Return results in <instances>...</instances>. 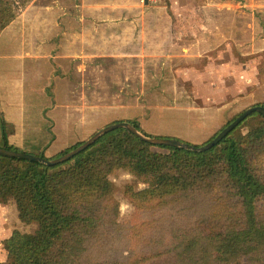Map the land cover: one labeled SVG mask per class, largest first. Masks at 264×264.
I'll return each mask as SVG.
<instances>
[{
	"label": "rangeland",
	"instance_id": "1",
	"mask_svg": "<svg viewBox=\"0 0 264 264\" xmlns=\"http://www.w3.org/2000/svg\"><path fill=\"white\" fill-rule=\"evenodd\" d=\"M262 2L32 0L0 32V147L49 159L113 120L202 142L264 104ZM116 197L125 220L130 204ZM34 227L0 203V260L4 238Z\"/></svg>",
	"mask_w": 264,
	"mask_h": 264
},
{
	"label": "trees",
	"instance_id": "2",
	"mask_svg": "<svg viewBox=\"0 0 264 264\" xmlns=\"http://www.w3.org/2000/svg\"><path fill=\"white\" fill-rule=\"evenodd\" d=\"M31 1L0 0V32ZM116 170L131 180L117 186ZM118 192L131 205L125 220ZM10 200L35 227L2 240L0 264H264V117L251 113L201 152L116 128L56 165L0 155V203Z\"/></svg>",
	"mask_w": 264,
	"mask_h": 264
},
{
	"label": "water",
	"instance_id": "3",
	"mask_svg": "<svg viewBox=\"0 0 264 264\" xmlns=\"http://www.w3.org/2000/svg\"><path fill=\"white\" fill-rule=\"evenodd\" d=\"M253 112H258L264 117V107L262 105H254L247 107L245 110H243L240 114H238L235 119H233L227 126H225L213 139L205 143L201 146H195L189 143H186L184 141H181L176 138H165V137H154L149 136L136 128L132 123L127 121L122 122H114L110 123L100 129H98L94 134H92L90 137H88L84 142L79 144L77 147L73 148L72 150L62 154L61 156H58L53 159H46L39 155H33L22 151H15L12 149H6L4 147H0V155L8 156V157H14L19 159H25L29 161H37L45 165H56L58 163H61L65 160H68L69 158L75 156L79 152L85 150L88 146L93 144L98 138H100L105 133L116 129V128H126L128 129L132 134H134L136 137L141 139L142 141L148 142L150 144L154 145H170L175 146L179 148H184L190 151H196L201 152L204 150H207L214 146L216 143H218L222 138H224L238 123H240L244 118H246L248 115H250Z\"/></svg>",
	"mask_w": 264,
	"mask_h": 264
},
{
	"label": "clouds",
	"instance_id": "4",
	"mask_svg": "<svg viewBox=\"0 0 264 264\" xmlns=\"http://www.w3.org/2000/svg\"><path fill=\"white\" fill-rule=\"evenodd\" d=\"M142 187H146V185H142ZM123 207H124V208H130L131 205H124Z\"/></svg>",
	"mask_w": 264,
	"mask_h": 264
},
{
	"label": "crops",
	"instance_id": "5",
	"mask_svg": "<svg viewBox=\"0 0 264 264\" xmlns=\"http://www.w3.org/2000/svg\"><path fill=\"white\" fill-rule=\"evenodd\" d=\"M259 5H261V6H263V7H264V0H263L262 4H259ZM249 6H250V5H249Z\"/></svg>",
	"mask_w": 264,
	"mask_h": 264
}]
</instances>
